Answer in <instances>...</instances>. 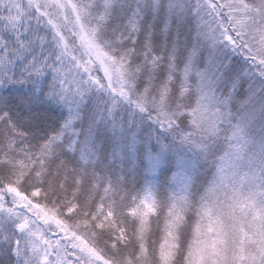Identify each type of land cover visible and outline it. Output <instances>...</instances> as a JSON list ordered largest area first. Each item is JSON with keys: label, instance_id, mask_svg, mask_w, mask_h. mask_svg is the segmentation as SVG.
<instances>
[{"label": "snow or ice", "instance_id": "snow-or-ice-1", "mask_svg": "<svg viewBox=\"0 0 264 264\" xmlns=\"http://www.w3.org/2000/svg\"><path fill=\"white\" fill-rule=\"evenodd\" d=\"M0 264H264V0H0Z\"/></svg>", "mask_w": 264, "mask_h": 264}]
</instances>
